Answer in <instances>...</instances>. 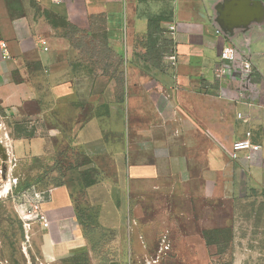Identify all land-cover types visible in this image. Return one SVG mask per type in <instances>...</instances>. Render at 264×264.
Masks as SVG:
<instances>
[{"label":"crops","instance_id":"crops-1","mask_svg":"<svg viewBox=\"0 0 264 264\" xmlns=\"http://www.w3.org/2000/svg\"><path fill=\"white\" fill-rule=\"evenodd\" d=\"M151 36L156 49L171 42L160 66ZM228 46L250 72L215 74ZM0 110L20 130L22 173L73 150L87 160L60 164L59 185L56 171L34 185L49 225L22 224L46 263L92 253L94 222L115 239L142 235L149 213L135 205L160 211L173 187L200 186L207 199L264 192V0H0ZM248 131L261 146L254 159L217 166Z\"/></svg>","mask_w":264,"mask_h":264},{"label":"rangeland","instance_id":"rangeland-1","mask_svg":"<svg viewBox=\"0 0 264 264\" xmlns=\"http://www.w3.org/2000/svg\"><path fill=\"white\" fill-rule=\"evenodd\" d=\"M102 52L104 59L110 62V49L104 46ZM0 124L1 137L11 131L5 142L12 145V138L15 140L20 132L17 124L1 117ZM0 147V164L6 168L3 185L9 179L17 183L11 195L0 197V264H51L43 261L38 242L33 243L24 229L19 213L23 201L17 196L30 194V189L42 184L53 171L58 174L54 183L59 185L64 174H69L63 170L65 166L59 167L60 164L80 165L87 160L79 151L73 150L67 160L53 156L48 164L33 162L30 170L22 173L15 166L17 159L12 148L11 154L4 146ZM226 155L228 159L216 154L217 166L232 161L230 151ZM108 167L111 169V163ZM33 169H40L34 178L30 175ZM231 175L229 185H232ZM217 178L220 183L218 171ZM196 182L200 185L202 181ZM200 189V186L189 189L173 187L174 196L166 199L167 205L160 211L150 210L145 204L135 205L149 213L140 222L142 235L128 237L125 232L115 239V234L94 222V226L88 229L89 234L96 233L92 253L57 264H131L135 258L143 264L147 261L153 264H264V192L248 187L247 193L243 194L230 188L217 193L214 199H207L201 195ZM127 200L122 199V203Z\"/></svg>","mask_w":264,"mask_h":264},{"label":"built area","instance_id":"built-area-1","mask_svg":"<svg viewBox=\"0 0 264 264\" xmlns=\"http://www.w3.org/2000/svg\"><path fill=\"white\" fill-rule=\"evenodd\" d=\"M175 29H176L175 27H171L172 31H174ZM40 43L45 51L49 50L47 41L45 39H41ZM1 48L4 50L3 59L5 60L10 59V54L8 53L7 44L1 43ZM220 61L221 64L214 69L215 74L219 77H228L232 73L236 74L239 72L245 74L250 72L251 70V65L245 61L240 60L238 58L236 49L232 46H228L225 49H223L220 56ZM170 64L171 66H176L177 59L176 58L171 59ZM241 117L242 116L239 115V118ZM4 130L6 131V129ZM5 135L6 137L4 138L1 137L0 135V145L4 146L6 152L8 153L10 152L12 145L5 142V138L6 139L10 138L7 132H5ZM260 150H261V146L253 142L252 133L248 131L243 138L236 140L232 144L230 150V158L232 161H238L242 158H244L246 161H252L254 159L255 154L258 153ZM15 166H13V168ZM5 172H6L5 166L0 164V187L2 189V191H0V197L4 196L5 198H7L9 195L12 194L13 187L14 186L16 187L17 183L12 182L9 179V181H7L6 184L3 185V182L6 181V179H4L6 177L4 174ZM30 191H31L30 194L27 192L17 196V199L23 201L19 205L20 219L22 220L26 229H28L32 223H38L43 227H48L49 218L44 209L45 194L39 192L36 187H32Z\"/></svg>","mask_w":264,"mask_h":264},{"label":"trees","instance_id":"trees-1","mask_svg":"<svg viewBox=\"0 0 264 264\" xmlns=\"http://www.w3.org/2000/svg\"><path fill=\"white\" fill-rule=\"evenodd\" d=\"M153 30V26H150V32L152 33ZM150 41H151V48H150V52L152 55H157L156 58L152 59L153 62L157 65L160 66L161 62H162V57L164 54L170 53L169 51V46L171 45L170 41H166L164 44V47L160 48V49H156L155 46V41L152 38V36L150 37Z\"/></svg>","mask_w":264,"mask_h":264}]
</instances>
